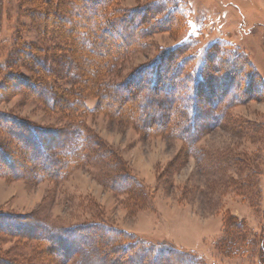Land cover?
<instances>
[{"label": "rangeland", "instance_id": "1", "mask_svg": "<svg viewBox=\"0 0 264 264\" xmlns=\"http://www.w3.org/2000/svg\"><path fill=\"white\" fill-rule=\"evenodd\" d=\"M178 1L187 16L185 27L149 35L103 77L104 84H124L155 65L164 51L190 40L195 46L185 56H196L195 67L211 44L222 41L244 53L264 80V0ZM156 2L120 0L117 8L143 11ZM33 7V0H0V85L16 42L41 43L35 17L29 14ZM54 64L52 68L58 69ZM61 86L71 88L64 81ZM193 89L188 83L178 90L167 116H171L168 130L149 135L120 118L92 112L97 99L88 96V112L76 120L86 128L87 158L58 180H37L36 166L20 144L0 131V147L12 144L15 167L25 170L0 163V215H34L52 230L101 223L152 244L194 253L204 264H260L264 261V88L247 100H236L234 95L204 105L208 119L193 121L190 135H198L196 124L202 126L190 144L176 134V128L184 113L192 120ZM147 94L155 96L151 91ZM0 114L43 130H62L75 123L22 92L7 96L0 91ZM5 238L0 236V257L19 264L51 263L38 258V245Z\"/></svg>", "mask_w": 264, "mask_h": 264}, {"label": "trees", "instance_id": "2", "mask_svg": "<svg viewBox=\"0 0 264 264\" xmlns=\"http://www.w3.org/2000/svg\"><path fill=\"white\" fill-rule=\"evenodd\" d=\"M118 2L33 0L34 9L29 14L35 17L34 26L41 43L16 42L6 63L0 91L5 90L7 96L22 92L75 122L66 129L43 130L0 114V131L20 144L21 151L36 166L37 180H58L86 160V128L76 120L88 112V96L97 99L92 112L120 118L149 135L168 130L171 116H167L178 99V90L192 83V120L184 113L176 134L193 144L202 126L196 124L198 135H190L193 121L208 119L204 105H215L221 98L234 95L236 100L243 97L247 100L264 88V80L248 57L222 41L211 44L195 67L196 56H185L195 46L191 40L164 51L155 65L142 69L124 84H104L103 77L149 35L178 32L185 27V19L187 24L178 0H158L143 11L120 10ZM106 45H111V49ZM52 64L58 69H53ZM18 68L28 74L20 73ZM62 81L71 88L63 89ZM150 91L155 95L153 98L147 94ZM9 148L0 147V163L16 170L17 157ZM2 235L5 239L38 245V258L41 262L50 259L47 264H73L76 258L75 264H204L194 253L173 245L152 244L101 223L52 230L34 215H0ZM262 252L264 255V246ZM0 264L19 263L0 257ZM26 264L37 262L27 260Z\"/></svg>", "mask_w": 264, "mask_h": 264}]
</instances>
